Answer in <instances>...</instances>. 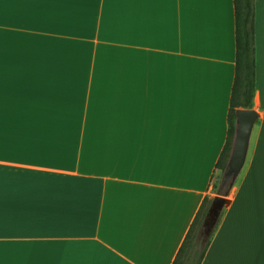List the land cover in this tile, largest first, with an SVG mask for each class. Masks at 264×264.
<instances>
[{
  "label": "crops",
  "instance_id": "obj_1",
  "mask_svg": "<svg viewBox=\"0 0 264 264\" xmlns=\"http://www.w3.org/2000/svg\"><path fill=\"white\" fill-rule=\"evenodd\" d=\"M132 12L133 22L122 32L123 38L132 37V59L124 58L117 79L77 74L69 133L55 127L42 130L40 139L48 145L45 153L6 151L0 158V167L6 169V198L9 188L19 196L35 192L37 203L29 215L36 227L61 234L43 238L68 242L62 249L48 251L6 250V260L173 264L205 197L217 196L211 192L229 136L226 116L237 67L228 17L213 21L212 10L206 7L193 20L188 7L179 3L160 9L132 8ZM13 16L25 15L4 0L0 17ZM26 47L28 43H22L19 48ZM4 48L7 54L14 46L6 40ZM11 70L6 63V73ZM256 83L259 123L241 180L232 190L231 205L223 212L209 252L229 214L237 211L238 195L252 203L259 223L264 202V70L259 48ZM90 101L95 102V123ZM156 129L159 144L154 147ZM132 198L146 205L163 203L165 223L157 233L143 237L131 230L117 239V221L106 236L98 238L99 218L108 202L115 215ZM15 215V210L5 208L6 230ZM80 241L91 243L81 245Z\"/></svg>",
  "mask_w": 264,
  "mask_h": 264
},
{
  "label": "snow or ice",
  "instance_id": "obj_2",
  "mask_svg": "<svg viewBox=\"0 0 264 264\" xmlns=\"http://www.w3.org/2000/svg\"><path fill=\"white\" fill-rule=\"evenodd\" d=\"M9 2L25 16L34 18L38 25L61 26L81 24L93 16H102L106 21L108 10L112 7L160 9L168 4L179 3L188 7L193 20L200 17L202 10L207 7L212 10L213 21L219 16L227 15L231 44L236 50L233 58L238 59V66L245 77L249 74L253 78L255 76L258 48L261 53V67L264 70V0H9ZM3 5L4 0H0V8ZM135 23L139 28V22ZM3 35L0 32V158H4L6 151L43 154L48 150V145L40 139L42 130L55 127L63 134L69 133L74 119L78 70L61 56L32 46L26 47L22 54L15 51L6 54ZM249 47L252 49L251 64L248 58ZM6 63L12 69L8 73L5 71ZM117 95H120L119 90ZM232 99L233 101L237 99L235 91ZM90 103L95 123V102ZM161 111H164L163 106ZM231 120L229 112L226 123L230 125ZM228 132H231L230 128ZM153 140L154 147H157L159 129L154 132ZM5 171L4 167H0V264H51L39 260H6V250L18 253L48 251L62 249L68 246V242L43 238L61 234L41 231L36 227L29 215L37 203L35 192L30 191L19 196L9 188L6 198L3 175ZM20 174L36 175L23 172ZM76 183L86 184L90 181ZM50 191L55 193L56 189ZM228 191H231V187ZM209 198L205 197V202ZM6 207L17 213L11 217L7 230ZM236 210L229 214L226 224L219 230L216 246L211 252L207 248H202L192 264H264V202L260 208L258 224L255 221L252 203H245L242 194L237 197ZM165 215L163 203L146 205L137 202L135 198H132L126 207L122 205L119 213L114 215L109 201L104 215L99 218L100 229L96 236L98 238L106 236L108 234L106 230H110L118 221L119 229L115 233L117 239H122L123 234L131 230L139 232L143 237H152L161 224L165 223ZM199 224L197 216L192 229L195 230ZM79 243L87 245L91 242ZM184 247H187V244ZM175 264H180L179 257Z\"/></svg>",
  "mask_w": 264,
  "mask_h": 264
},
{
  "label": "rangeland",
  "instance_id": "obj_3",
  "mask_svg": "<svg viewBox=\"0 0 264 264\" xmlns=\"http://www.w3.org/2000/svg\"><path fill=\"white\" fill-rule=\"evenodd\" d=\"M130 21L133 22L132 8L112 7L108 10L106 21L102 16H93L72 26L38 25L34 18L28 16L0 17V32L4 34L3 41L11 42L13 51L17 53L22 54L25 50L19 48L20 44L25 46L28 43V47L61 56L75 65L77 74H97L106 76L101 78L117 79L124 58L130 62L133 57L132 37L123 38L122 34ZM242 173L235 186L240 182ZM214 184L211 195L222 194L229 188L224 186L219 189L220 181L217 179Z\"/></svg>",
  "mask_w": 264,
  "mask_h": 264
},
{
  "label": "trees",
  "instance_id": "obj_4",
  "mask_svg": "<svg viewBox=\"0 0 264 264\" xmlns=\"http://www.w3.org/2000/svg\"><path fill=\"white\" fill-rule=\"evenodd\" d=\"M248 58H249V64H251V59H252L251 47H249V57ZM236 63H237L236 77H235V82L233 86V91H235L237 99L236 101H233L232 99L233 92H232L231 107H230V113H231L232 120H231V124L229 125L231 132L229 133L226 146L216 166L217 175L215 176V179L220 181V187L218 185L219 189L221 187H224V185L222 184V178H223V174L226 169L228 160L230 158L232 145L234 141L235 128H236V112L239 109H255V100H256V95H257L256 71H255L254 78L251 74L245 77L244 73L241 71V68L238 66V59H236ZM258 123H259V120H258ZM215 185L216 184H214V187ZM216 195L217 196L221 195V193L217 192ZM215 197L207 199V202L204 201L199 213L197 214V216H199L200 224L195 230H193L191 226L189 233L186 236L173 264H175L178 257H179L180 264H192V261H194L196 256L199 255V252L202 248H207V250L209 249L213 236L216 232V229L219 223L216 229L214 230V232L212 233V235L208 239H206L204 243H199L198 238H199V233L202 228L203 222L208 214L209 208L212 204V201L215 199ZM185 244H187V247H184ZM182 248H183V253H181Z\"/></svg>",
  "mask_w": 264,
  "mask_h": 264
},
{
  "label": "water",
  "instance_id": "obj_5",
  "mask_svg": "<svg viewBox=\"0 0 264 264\" xmlns=\"http://www.w3.org/2000/svg\"><path fill=\"white\" fill-rule=\"evenodd\" d=\"M260 114L256 109H239L236 112V128L230 158L223 174L222 184L231 187L215 197L200 230L198 241L204 243L216 229L223 212L231 205L232 190L243 171L251 147L253 131ZM229 189V188H228Z\"/></svg>",
  "mask_w": 264,
  "mask_h": 264
}]
</instances>
